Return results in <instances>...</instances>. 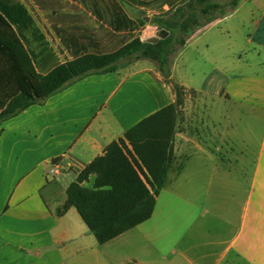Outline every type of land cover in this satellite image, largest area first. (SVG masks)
Instances as JSON below:
<instances>
[{
	"label": "crops",
	"instance_id": "obj_1",
	"mask_svg": "<svg viewBox=\"0 0 264 264\" xmlns=\"http://www.w3.org/2000/svg\"><path fill=\"white\" fill-rule=\"evenodd\" d=\"M15 1L61 49V62L70 60L44 16L48 7ZM115 1L141 41L156 36L155 23L147 29L157 11ZM52 3L91 14L76 0ZM168 80L155 62L135 60L0 124V264H264V0H239L192 33ZM171 84L185 97L152 215L98 244L75 208L59 212L66 190L107 145L174 103Z\"/></svg>",
	"mask_w": 264,
	"mask_h": 264
},
{
	"label": "trees",
	"instance_id": "obj_2",
	"mask_svg": "<svg viewBox=\"0 0 264 264\" xmlns=\"http://www.w3.org/2000/svg\"><path fill=\"white\" fill-rule=\"evenodd\" d=\"M76 1L91 14L73 15L72 10L62 8L65 3L56 8L54 0H36L42 8L43 4L48 7L44 16L70 57L61 62L56 54L61 49L50 47L30 13L15 0H0V124L85 76L114 72L135 60L155 62L168 80L172 58L187 38L225 14L218 13L222 5L217 0H128L157 11L153 18L159 28L156 36L141 41L135 33L136 22L115 0ZM238 1L231 0L227 12ZM58 23L62 28L55 27ZM170 87L173 104L107 145L66 190L59 212L75 208L98 244L152 215L173 161L176 122L185 97L184 87ZM90 176L95 177L92 187H83Z\"/></svg>",
	"mask_w": 264,
	"mask_h": 264
},
{
	"label": "rangeland",
	"instance_id": "obj_3",
	"mask_svg": "<svg viewBox=\"0 0 264 264\" xmlns=\"http://www.w3.org/2000/svg\"><path fill=\"white\" fill-rule=\"evenodd\" d=\"M221 5H222V11L221 12H218V13H223L225 12V14H227V10H229V5H230V1L231 0H217ZM217 13V15H218ZM143 17V16H142ZM156 26L154 24V21L152 19V21H150L149 23V28L147 29V33H153L155 30H156Z\"/></svg>",
	"mask_w": 264,
	"mask_h": 264
},
{
	"label": "built area",
	"instance_id": "obj_4",
	"mask_svg": "<svg viewBox=\"0 0 264 264\" xmlns=\"http://www.w3.org/2000/svg\"><path fill=\"white\" fill-rule=\"evenodd\" d=\"M50 174L57 175V174H59V171L56 168H54V169L50 170Z\"/></svg>",
	"mask_w": 264,
	"mask_h": 264
}]
</instances>
